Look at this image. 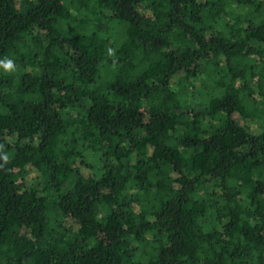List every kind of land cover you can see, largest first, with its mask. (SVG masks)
I'll return each mask as SVG.
<instances>
[{
    "label": "trees",
    "instance_id": "trees-1",
    "mask_svg": "<svg viewBox=\"0 0 264 264\" xmlns=\"http://www.w3.org/2000/svg\"><path fill=\"white\" fill-rule=\"evenodd\" d=\"M0 264H264V0H0Z\"/></svg>",
    "mask_w": 264,
    "mask_h": 264
},
{
    "label": "clouds",
    "instance_id": "clouds-1",
    "mask_svg": "<svg viewBox=\"0 0 264 264\" xmlns=\"http://www.w3.org/2000/svg\"><path fill=\"white\" fill-rule=\"evenodd\" d=\"M5 66L8 67V68L12 67L11 61L8 64H6Z\"/></svg>",
    "mask_w": 264,
    "mask_h": 264
}]
</instances>
